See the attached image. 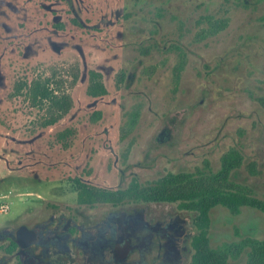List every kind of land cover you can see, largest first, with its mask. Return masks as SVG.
Returning <instances> with one entry per match:
<instances>
[{
    "label": "rangeland",
    "instance_id": "374dc122",
    "mask_svg": "<svg viewBox=\"0 0 264 264\" xmlns=\"http://www.w3.org/2000/svg\"><path fill=\"white\" fill-rule=\"evenodd\" d=\"M209 14L228 21L214 35L201 33ZM90 70L103 74L107 95L87 94ZM40 77L73 98L47 127V111L15 93ZM67 128L75 133L65 146ZM235 147L244 155L235 180L264 200V0H0V205L10 207L0 223L75 201L76 177L125 187L133 177L216 171Z\"/></svg>",
    "mask_w": 264,
    "mask_h": 264
},
{
    "label": "flooded vegetation",
    "instance_id": "af4514ba",
    "mask_svg": "<svg viewBox=\"0 0 264 264\" xmlns=\"http://www.w3.org/2000/svg\"><path fill=\"white\" fill-rule=\"evenodd\" d=\"M243 165L244 155L242 164L230 176L234 183L246 188L235 180L236 171ZM248 167L251 174L256 171L255 163H249ZM210 170L213 169L208 166L167 172L159 178ZM75 181L77 193L82 190L77 182L112 192L126 191L135 181L143 185L153 182L142 183L133 177L125 187H101L80 177ZM49 201L25 210L13 221L0 223V264H193L197 256L195 239L202 231L200 214L182 206L181 201H145L133 196L109 200L102 195L85 201ZM157 203H177L179 211L151 206ZM244 207L246 213L242 212ZM262 212L250 204L237 210L221 204L212 206L208 212V245L228 250L226 264H246L250 247L239 251L240 244L264 240L260 238L264 235Z\"/></svg>",
    "mask_w": 264,
    "mask_h": 264
},
{
    "label": "trees",
    "instance_id": "16d2710c",
    "mask_svg": "<svg viewBox=\"0 0 264 264\" xmlns=\"http://www.w3.org/2000/svg\"><path fill=\"white\" fill-rule=\"evenodd\" d=\"M204 21L209 24V28L201 33L204 35L216 34L224 29L228 23L225 19H216L214 15H205ZM184 68L181 62L178 72ZM76 77V75H75ZM53 79L51 77L37 78L29 82L21 80L16 83L15 93H26L35 106L45 109L49 115L45 118L43 126L54 125L62 119L73 107V98L69 94L60 93L56 88H52ZM87 94L91 97H101L108 94V88L104 82V76L100 71H89V84ZM96 118H101L102 112H94ZM71 128L58 133V140L63 141V145H70L69 139L74 135ZM221 167L208 172L169 174L155 181L143 185L135 181L126 191H106L96 190L89 187L87 183L77 182L78 187H82L77 193L79 201L92 200L98 195L109 200H123L129 196L145 201H181L182 206L199 211L202 231L195 239L197 256L193 264H226V249H213L208 245L207 227L209 225V210L212 206L221 204L231 209H239L242 205H254L264 212V200L249 194V190L234 183L231 180V171L242 164L243 155L237 148H231L221 158ZM250 247L246 264H264V240H251L240 244V250Z\"/></svg>",
    "mask_w": 264,
    "mask_h": 264
},
{
    "label": "built area",
    "instance_id": "2783aa9c",
    "mask_svg": "<svg viewBox=\"0 0 264 264\" xmlns=\"http://www.w3.org/2000/svg\"><path fill=\"white\" fill-rule=\"evenodd\" d=\"M9 210H10V207L8 204L3 203L0 205V212L1 213H7V212H9Z\"/></svg>",
    "mask_w": 264,
    "mask_h": 264
},
{
    "label": "water",
    "instance_id": "95a60500",
    "mask_svg": "<svg viewBox=\"0 0 264 264\" xmlns=\"http://www.w3.org/2000/svg\"><path fill=\"white\" fill-rule=\"evenodd\" d=\"M69 2V4H72V0H67Z\"/></svg>",
    "mask_w": 264,
    "mask_h": 264
}]
</instances>
